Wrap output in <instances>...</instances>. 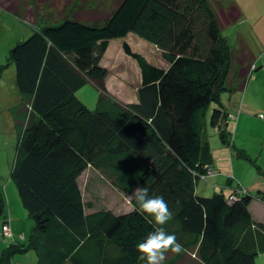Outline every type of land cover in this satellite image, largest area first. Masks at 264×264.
<instances>
[{
	"label": "trees",
	"instance_id": "obj_1",
	"mask_svg": "<svg viewBox=\"0 0 264 264\" xmlns=\"http://www.w3.org/2000/svg\"><path fill=\"white\" fill-rule=\"evenodd\" d=\"M217 4L218 11L210 0H117L104 16L61 17L12 45L21 99L10 174L33 223L27 244L3 247L0 264L25 248L37 254L31 264H146L136 245L154 221L131 199L126 212L87 203L77 177L88 165L121 193L142 185L168 202L173 218L164 227L183 251L168 253L164 264H255L264 250V220L249 207L255 193L237 186L228 202L221 191H194L213 168L206 112L218 140L233 144L220 98L232 54L221 28L238 9L231 0ZM5 9L19 14L17 4ZM130 32L153 43L166 65L123 41L140 83L137 99L121 103L107 90L100 60L112 38ZM87 81L98 91L93 108L76 94ZM4 210L0 187V216Z\"/></svg>",
	"mask_w": 264,
	"mask_h": 264
},
{
	"label": "rangeland",
	"instance_id": "obj_2",
	"mask_svg": "<svg viewBox=\"0 0 264 264\" xmlns=\"http://www.w3.org/2000/svg\"><path fill=\"white\" fill-rule=\"evenodd\" d=\"M254 1L260 5V8L264 7V0H246L247 3L251 2V4ZM116 2L117 0H0V187L2 191L4 189L5 203L13 206L11 216L14 219L12 221L15 225L22 222L26 224L23 239L25 244H27L33 221L26 214L21 213L24 208L18 200L16 185L10 174L18 133L17 118L14 119V112L20 102V94H18L15 86L14 66L8 57L9 50L16 41L31 34L34 28H39L43 24L52 23L61 17L73 14H80L76 16L86 19H91L93 14L104 16L110 7L114 8ZM217 2V0H210L215 10L218 11L220 2L219 4ZM14 4H17L19 8L18 15L5 9L8 5ZM221 7L226 9L225 5ZM247 18L253 24V16L249 15ZM239 28L244 29V25L239 26L233 23L221 28L222 34L227 37L230 50L238 49L241 45ZM123 41H126L133 51L143 54L151 63L159 66L166 64L157 47L135 33L130 32L123 38H112L102 55L100 64L107 68L105 84L109 94L121 103H127L134 101L137 97L140 74L135 59L124 53ZM233 53L234 51H231L232 59L230 60L228 76L233 73L232 65L235 62ZM226 80L228 81V79ZM76 94L90 108L95 106L98 91L92 82H85L76 91ZM220 96L224 106L228 108H230L232 101L237 102V112L235 114L229 112L228 117L234 121L240 116L239 127L235 129L234 126L230 125V123L236 124V122H230L229 126L227 125L230 139L237 148L233 144L229 146V144L221 143L218 140V133L208 124L209 112H206V131L211 145L213 168L196 180L194 191L204 196H210L214 192L221 191L227 196L228 202H231L236 198V194L230 195L228 192H231L235 187L237 189H233L234 191L244 189L242 186L238 189L237 186H244L250 180L254 181L255 179L264 186V127L255 120L256 117L252 111L246 112L247 109H244L243 104H240V97L237 94L225 89ZM77 181L84 200L92 204L93 207H104L114 212H126L131 209L129 195L112 187L108 180L90 165L81 171ZM262 186H254L255 188L251 192L253 191L256 196L259 195L264 199V187ZM257 188L262 191L257 192ZM3 217L4 214H1L0 219ZM10 238L11 236L2 235L0 230V255L2 248L11 243ZM34 251L33 249L23 253L16 251L12 255L18 259L20 254L22 256L27 255V257L30 255L33 258ZM187 262L188 264L195 263L191 260ZM255 264H264V250L256 254Z\"/></svg>",
	"mask_w": 264,
	"mask_h": 264
},
{
	"label": "crops",
	"instance_id": "obj_3",
	"mask_svg": "<svg viewBox=\"0 0 264 264\" xmlns=\"http://www.w3.org/2000/svg\"><path fill=\"white\" fill-rule=\"evenodd\" d=\"M231 1L237 7L238 15H237V19L228 25L234 23V25L240 26L243 24L244 29H240V28L238 29L240 30V37L242 41H241V45L239 44L240 46L238 49L231 50L234 51L233 59L235 61L233 62L232 65L233 73H231V75L228 76L230 71V65H229V69L224 80L223 91L225 89H228L229 91H232L233 93L237 94L240 97L239 99L241 102L240 104H243L244 109H247L246 112L250 113V111H252L255 114L256 117L255 120L260 124V126L264 127V7L260 8V5L255 1L252 4L251 2L247 3L246 0H231ZM247 11H249V13H247ZM249 15L253 16V24H251L250 20L247 18V16ZM228 25H225L224 27ZM240 69H244V70L241 72ZM226 79H228V81ZM19 96L21 99V95ZM136 99L137 97L134 100ZM236 106H237V102L232 101L230 104V108L226 106L225 108L229 112L235 114L237 112ZM16 114H18V112L15 110L14 119L18 117L16 116ZM239 118L240 116H238L237 120L235 119L234 121L231 120L230 118V121H228L227 125L229 126L230 122H236V124L230 123V125L234 126L235 129L238 128ZM259 185L260 187L262 186L261 183H258L255 179L254 181L250 180L244 186L243 185L240 186L251 191L253 188L259 187ZM256 191L258 192L262 190L257 188ZM6 194H7V190H6ZM17 207L19 206L17 205ZM249 207L253 218L264 220L263 197H260L259 195L256 196L254 194V196L251 199ZM24 210L25 209H23L21 213H24L26 214V216H28L27 212ZM12 213H13V206L11 205L9 206L6 202L5 210L3 212L4 214L3 219H4V223H6L9 227L11 234L10 235L11 243H15L19 240H22L21 243L23 245H26L23 240L25 234L24 231L26 230V224L22 222L21 224L19 223L18 225H15L14 221H12L14 219L11 216ZM26 250L32 251L31 248L30 249L25 248L24 250H15L14 252L18 251L23 253ZM14 252L11 253L9 260L5 264L8 263L31 264V262L37 256V254L34 251V255H32L33 258H31L30 255L27 257V255L22 256V254H20V258L18 259L15 258V255H12ZM188 260L189 258H186V262ZM63 264H69V263L64 262Z\"/></svg>",
	"mask_w": 264,
	"mask_h": 264
},
{
	"label": "clouds",
	"instance_id": "obj_4",
	"mask_svg": "<svg viewBox=\"0 0 264 264\" xmlns=\"http://www.w3.org/2000/svg\"><path fill=\"white\" fill-rule=\"evenodd\" d=\"M129 199L134 200L142 213L151 217L149 223L154 221L153 231L136 245V250L146 264H164L168 253L180 254L183 245L177 240L175 233H169L164 225L173 218V213L168 202L162 195L149 194V189L142 185L134 187L129 194Z\"/></svg>",
	"mask_w": 264,
	"mask_h": 264
},
{
	"label": "built area",
	"instance_id": "obj_5",
	"mask_svg": "<svg viewBox=\"0 0 264 264\" xmlns=\"http://www.w3.org/2000/svg\"><path fill=\"white\" fill-rule=\"evenodd\" d=\"M1 232H2V235H6V236L10 235V230L7 224H3L1 226Z\"/></svg>",
	"mask_w": 264,
	"mask_h": 264
}]
</instances>
